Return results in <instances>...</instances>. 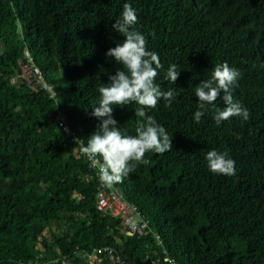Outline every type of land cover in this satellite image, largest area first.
<instances>
[{
	"label": "trees",
	"instance_id": "1",
	"mask_svg": "<svg viewBox=\"0 0 264 264\" xmlns=\"http://www.w3.org/2000/svg\"><path fill=\"white\" fill-rule=\"evenodd\" d=\"M125 2L163 65L155 82L177 94L170 106L161 99L146 109L173 149L146 152L149 163L114 185L148 220L141 235L97 207L98 169L57 116L86 145L104 119L92 107L123 70L106 52L124 39L112 24ZM26 48L46 80L47 71L57 76L47 80L56 97L18 77ZM223 62L241 73L233 97L250 118L217 124L218 99L197 123L195 86ZM171 64L180 71L174 84L165 79ZM138 107L113 108L128 135ZM209 150L227 151L236 174L212 173ZM102 245L123 264H169L166 255L178 264H264V0H0V264H90L86 253ZM91 264L120 263L101 252Z\"/></svg>",
	"mask_w": 264,
	"mask_h": 264
},
{
	"label": "clouds",
	"instance_id": "2",
	"mask_svg": "<svg viewBox=\"0 0 264 264\" xmlns=\"http://www.w3.org/2000/svg\"><path fill=\"white\" fill-rule=\"evenodd\" d=\"M137 23L136 10L125 2L121 18L112 24V28L124 39L106 52V56L122 65L123 70L117 69L114 75L108 76V82L99 87V100L92 107V115L104 119L88 139L87 146L80 141V152L92 157L98 164V178L107 187L123 182L137 164H148L149 161L144 159L146 152L154 150L163 154L173 149L172 135L148 115L146 109L155 108L161 99L166 106H170L177 94L174 89L163 90L155 82L163 65L158 54L148 49L145 36L135 29ZM177 68L176 64H171L166 72L165 79L173 84L180 75ZM240 76L238 69L223 62L213 67L210 79L202 80L195 86L198 110L193 118L197 123L206 111L205 105L214 104L218 99L222 100L223 107L215 109L213 119L217 124L231 117H241L245 121L250 118L249 111L233 97L232 90ZM133 102L141 106L135 112L141 119L137 122L136 134L128 135L121 131L112 114L114 106ZM97 155L102 157V162L95 160ZM205 159L212 173L236 174L235 161L227 151L209 150Z\"/></svg>",
	"mask_w": 264,
	"mask_h": 264
},
{
	"label": "built area",
	"instance_id": "3",
	"mask_svg": "<svg viewBox=\"0 0 264 264\" xmlns=\"http://www.w3.org/2000/svg\"><path fill=\"white\" fill-rule=\"evenodd\" d=\"M17 62L20 68L18 77H21L26 85L32 89H37L38 87L43 88L49 91L52 97H56V91L53 85L45 79L42 69L35 63L27 48L25 49L24 56L18 58ZM15 79L16 77L12 80ZM57 116L59 124L63 126L64 130L68 133V135H70L71 139L81 141L82 139L79 138L75 131L72 130L65 122V115L59 112ZM84 145L87 146L86 144ZM88 159L90 167L98 169V164L94 162V159L89 156ZM95 160H99L97 156L95 157ZM96 205L99 209L110 211L112 215L120 217L129 233L141 235L144 234L149 227L148 220L138 209L137 205L126 200L123 194L119 192L114 185L112 187H107L102 182L98 185ZM157 237L159 238V236ZM101 252L107 253L114 262L120 264H123L124 262L122 256L116 253L114 248L110 245L94 246L91 251L86 253L87 259L91 261L98 253ZM163 252L167 251L164 250ZM58 259L56 258L55 260ZM61 261L62 263L68 264L65 258H61ZM164 261H168L169 264H172L174 261V264H178L174 258L167 255L164 256ZM150 264L166 263L162 262L159 258H151Z\"/></svg>",
	"mask_w": 264,
	"mask_h": 264
},
{
	"label": "rangeland",
	"instance_id": "4",
	"mask_svg": "<svg viewBox=\"0 0 264 264\" xmlns=\"http://www.w3.org/2000/svg\"><path fill=\"white\" fill-rule=\"evenodd\" d=\"M47 80L48 81H57V76L55 75L54 72L52 71H47V76H46ZM80 129V128H79ZM126 197L129 199V200H133L131 197H129V194L126 193ZM149 216V219L151 220V223H152V227L155 229V230H158L159 229V225L157 223V221L155 220V218L151 215H148ZM45 232L47 233V229H45ZM93 260H91L89 263L91 264Z\"/></svg>",
	"mask_w": 264,
	"mask_h": 264
}]
</instances>
